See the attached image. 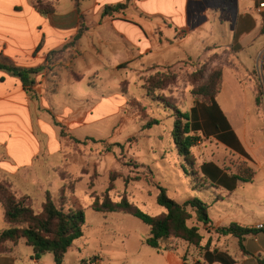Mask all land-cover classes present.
Segmentation results:
<instances>
[{"label":"crops","instance_id":"obj_1","mask_svg":"<svg viewBox=\"0 0 264 264\" xmlns=\"http://www.w3.org/2000/svg\"><path fill=\"white\" fill-rule=\"evenodd\" d=\"M43 1L54 11L39 13L35 0H0V57L17 67L35 69L46 67L51 52L70 46L61 63L34 76L36 96L20 78L0 70V178L18 196L43 204L47 192L58 197L72 178L77 180L75 194L78 187L85 188V171L96 163L84 147L86 141L95 140L94 126L114 115L132 85L143 89V78L150 74L215 60L214 65L223 67L217 103L234 130L220 97L234 93L240 99L251 82L247 76L263 63L264 9L260 6L264 0H79L78 6L76 0ZM120 4L127 6L105 13ZM82 23L87 29L71 46ZM236 137L254 164L251 150L256 143L246 132ZM215 165L223 175L243 176ZM62 175L71 179L63 180ZM255 176L250 182L238 181L233 190L210 180L205 183L230 200L238 198L240 186L252 184ZM210 218L213 226L204 228L211 236L232 223L259 230L257 226L264 225V207L245 209L235 217L210 214ZM216 235L219 242L214 250L206 247L212 254L218 250L224 261L216 255L208 259L205 251L204 261L192 264H264V232L248 235L243 248L235 237ZM5 259L3 264H11L10 258Z\"/></svg>","mask_w":264,"mask_h":264},{"label":"rangeland","instance_id":"obj_2","mask_svg":"<svg viewBox=\"0 0 264 264\" xmlns=\"http://www.w3.org/2000/svg\"><path fill=\"white\" fill-rule=\"evenodd\" d=\"M217 57L224 59L222 56ZM227 59L231 60V56H227ZM263 64L264 60L258 69L247 76L251 84H246L248 90L239 94L240 99H235L234 93L220 97V104L231 119L234 133L243 136L246 132L256 143L257 148L251 150L254 164L250 157L236 154L211 137H202L201 142L192 148V163L187 162L171 136L175 119L173 109L167 108V105L189 112L194 103H198L196 100L203 101L204 87L209 84L217 65L193 62L150 74L143 78V86L150 77L159 74V78L156 77L148 85L150 92L142 89L140 84L131 86L129 97H125L121 104L117 103L114 115L94 126V130L98 131L93 136L94 142H85V149L96 160L94 168L85 171L87 185L85 188L78 187L75 194L73 182L77 180L72 178L70 181L65 208H83L86 225L84 237L69 250L64 264H176L183 261L192 264L204 261L208 240H211L210 250H214L215 243L219 242L216 234L211 236L202 227L204 239L200 246L176 238L162 242L160 251L147 246L150 228L139 219L125 213L93 211L92 194L104 195L111 182L114 190L109 195L114 201L127 197L152 216H160L166 211L157 204L158 186L166 188L168 196L179 203L193 198L201 199L213 207L210 214L214 217H235L243 214L245 209L264 207V168L260 169L264 167ZM125 119H128L127 123ZM152 121H158L159 124L151 129L145 128ZM205 162L218 164L229 174H243L250 178L256 173V176L252 184L240 186L238 198L235 195L229 200L219 191L210 189L209 183L201 181L200 167ZM6 182L14 191L13 186ZM222 198L225 201L216 202ZM54 200L60 206L59 196ZM238 203H241L240 206ZM29 204L36 213H41L43 204L33 199H30ZM8 227L5 209L0 202V232ZM0 252H3L0 264L5 263V257L12 260L8 262L11 264H56L52 253L43 256L41 263L35 260L33 248L27 246L25 239L6 242L0 246ZM95 257L94 262H91Z\"/></svg>","mask_w":264,"mask_h":264},{"label":"trees","instance_id":"obj_3","mask_svg":"<svg viewBox=\"0 0 264 264\" xmlns=\"http://www.w3.org/2000/svg\"><path fill=\"white\" fill-rule=\"evenodd\" d=\"M76 4L78 6L79 0H76ZM126 6L127 4H120L108 7L105 13L108 14L113 10H122ZM34 7L39 13L44 15L54 11L43 0H35ZM86 29V26L82 23L81 29L71 46L82 37ZM262 34H264V26ZM69 47L51 52L46 67L35 69L17 67L9 59L0 57V70L7 71L20 78L26 90L36 96L34 76L44 69L51 71L55 65L61 63L65 59V53ZM215 59L221 60L219 57ZM207 63L214 65L215 60ZM216 67L209 84L204 87V91L202 90L205 99L203 101L196 100L198 103L195 104L190 112H183L167 105V108L173 109V118L175 119V127L171 132V136L180 155L185 157V160L190 163H192L190 161L192 148L201 142L202 137L208 139L214 136L239 154L246 158L249 157L237 140L236 134L231 129L227 118L217 103V97L223 84V67L221 65ZM156 77L159 78V74L158 76L150 77L145 83L146 85L144 84L143 89L150 92L148 85H151L156 80ZM257 101L259 102V97ZM158 124V121H152L145 128L151 129L152 126ZM92 141L94 142V140ZM78 143L81 142L78 141ZM201 171L204 175L201 178L202 182L205 183L210 180L212 183L223 185L229 190L235 189L238 181L250 182L253 179V177L245 178L242 175H223L224 171L214 163H204L201 166ZM62 177L63 180L71 179L65 175H62ZM68 188L69 186H65L60 191V206L55 202L53 195L47 192L41 213H36L31 204H29L31 197L18 196L6 181L0 180V202L4 206L5 220L9 225L7 229L0 232V246L6 242H18L21 239H25L27 246L33 248L35 260L39 261L43 256L52 253L56 264H64L69 250L74 247L77 240L84 237V226L86 225V214L83 208L70 207L68 210L65 208V193ZM157 188L159 190L157 204L166 210L160 216H152L144 212L127 197H122L120 201H114L109 195L110 191L114 190L112 182L104 195L92 194V209L98 213H125L139 219L150 228V236L146 240V245L157 251L161 250L162 242L171 238L200 246L204 239L201 234V228L213 226L209 214L210 205L199 198L179 203L168 196L166 188L162 186ZM191 222L193 223L191 224ZM215 232L223 237L232 236L239 239L240 246L243 248V241L248 235H257L260 232H264V228L256 230L252 227L232 223L229 226L217 228ZM209 246L210 241L207 244V247ZM207 247L205 251L208 252V259L216 255L219 257L218 261H224L218 250H215L212 254ZM1 254L3 252H0ZM95 259L96 257L91 259V262H94Z\"/></svg>","mask_w":264,"mask_h":264},{"label":"built area","instance_id":"obj_4","mask_svg":"<svg viewBox=\"0 0 264 264\" xmlns=\"http://www.w3.org/2000/svg\"><path fill=\"white\" fill-rule=\"evenodd\" d=\"M260 8H261V9H264V3L261 4ZM257 228H258L259 230H261V229L264 228V225H263V224H260V225L257 226Z\"/></svg>","mask_w":264,"mask_h":264}]
</instances>
